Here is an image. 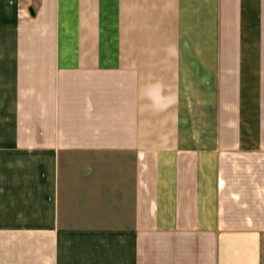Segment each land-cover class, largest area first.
Here are the masks:
<instances>
[{"label":"crops","instance_id":"1","mask_svg":"<svg viewBox=\"0 0 264 264\" xmlns=\"http://www.w3.org/2000/svg\"><path fill=\"white\" fill-rule=\"evenodd\" d=\"M0 264H264V0H0Z\"/></svg>","mask_w":264,"mask_h":264}]
</instances>
